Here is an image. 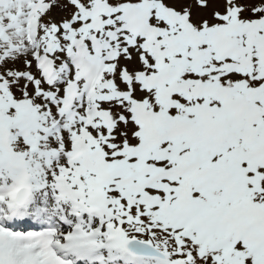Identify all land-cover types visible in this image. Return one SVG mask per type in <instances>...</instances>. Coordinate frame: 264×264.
<instances>
[{
	"label": "snow or ice",
	"instance_id": "1",
	"mask_svg": "<svg viewBox=\"0 0 264 264\" xmlns=\"http://www.w3.org/2000/svg\"><path fill=\"white\" fill-rule=\"evenodd\" d=\"M0 264H264V0H0Z\"/></svg>",
	"mask_w": 264,
	"mask_h": 264
}]
</instances>
